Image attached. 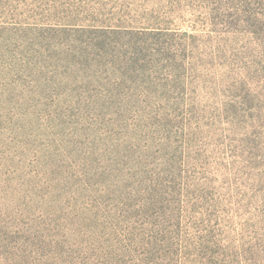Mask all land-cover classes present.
Here are the masks:
<instances>
[{
  "label": "rangeland",
  "instance_id": "rangeland-1",
  "mask_svg": "<svg viewBox=\"0 0 264 264\" xmlns=\"http://www.w3.org/2000/svg\"><path fill=\"white\" fill-rule=\"evenodd\" d=\"M0 264H264V0H0Z\"/></svg>",
  "mask_w": 264,
  "mask_h": 264
}]
</instances>
